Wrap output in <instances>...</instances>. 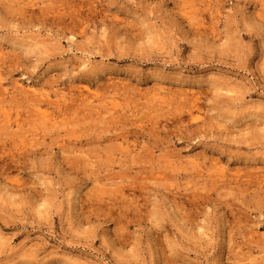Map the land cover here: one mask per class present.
I'll return each mask as SVG.
<instances>
[{"label":"rangeland","instance_id":"obj_1","mask_svg":"<svg viewBox=\"0 0 264 264\" xmlns=\"http://www.w3.org/2000/svg\"><path fill=\"white\" fill-rule=\"evenodd\" d=\"M0 264H264V0H0Z\"/></svg>","mask_w":264,"mask_h":264}]
</instances>
